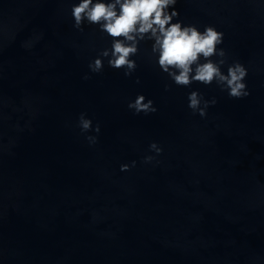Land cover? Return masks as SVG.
I'll list each match as a JSON object with an SVG mask.
<instances>
[{
	"label": "water",
	"instance_id": "obj_1",
	"mask_svg": "<svg viewBox=\"0 0 264 264\" xmlns=\"http://www.w3.org/2000/svg\"><path fill=\"white\" fill-rule=\"evenodd\" d=\"M77 2L0 0V264H264V0L175 5L224 34L248 69L243 100L176 86L150 42L131 77L106 60L91 73L111 40L73 27ZM191 91L217 100L205 118ZM141 94L155 114L128 109ZM81 113L101 127L94 146Z\"/></svg>",
	"mask_w": 264,
	"mask_h": 264
},
{
	"label": "clouds",
	"instance_id": "obj_2",
	"mask_svg": "<svg viewBox=\"0 0 264 264\" xmlns=\"http://www.w3.org/2000/svg\"><path fill=\"white\" fill-rule=\"evenodd\" d=\"M178 0H78L71 7L73 27L83 31L85 26H95L110 40V47L98 53L88 68L91 73L99 74L107 66L123 70L125 77H131L137 69L136 60L142 43H151V53L159 70L176 85L190 87L200 83L206 87L216 85L228 97L243 100L251 95L246 79L248 69L239 61L228 63L227 53L222 47L224 34L214 26L202 30L194 24H186L179 19L175 5ZM226 68V71H225ZM89 77L85 76L87 80ZM139 84V79L136 80ZM168 90L167 88L165 89ZM188 108L201 118L207 116V109L215 106V98L206 100L199 91H191ZM134 115H152L157 108L151 99L137 95L128 103ZM77 127L86 135L90 146L98 142L101 127L81 113ZM149 150L157 156L163 149L155 142ZM153 156H146L144 163H151ZM131 165L122 164L121 172H128Z\"/></svg>",
	"mask_w": 264,
	"mask_h": 264
}]
</instances>
